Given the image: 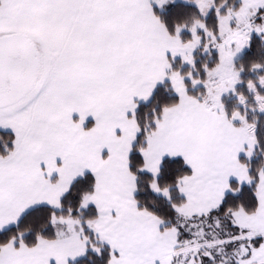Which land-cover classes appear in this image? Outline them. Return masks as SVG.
Instances as JSON below:
<instances>
[{
	"label": "snow or ice",
	"instance_id": "obj_1",
	"mask_svg": "<svg viewBox=\"0 0 264 264\" xmlns=\"http://www.w3.org/2000/svg\"><path fill=\"white\" fill-rule=\"evenodd\" d=\"M0 264H264V0H0Z\"/></svg>",
	"mask_w": 264,
	"mask_h": 264
}]
</instances>
